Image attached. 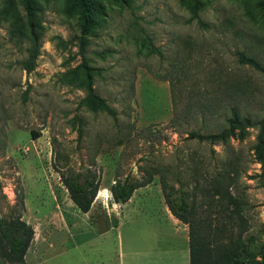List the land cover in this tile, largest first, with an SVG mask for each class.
<instances>
[{
	"label": "rangeland",
	"instance_id": "1",
	"mask_svg": "<svg viewBox=\"0 0 264 264\" xmlns=\"http://www.w3.org/2000/svg\"><path fill=\"white\" fill-rule=\"evenodd\" d=\"M90 2L96 23L81 37L73 0H0V217L19 212L41 237L39 258L53 256L47 264H188L187 232L165 212L161 174L210 227L241 232L250 254L264 252L258 128L227 140L239 158L230 191L243 207L231 221L226 204L203 191L224 166L225 146L187 138L225 126L230 107L264 118V72L237 57L264 68V0ZM83 63L115 117L81 102L73 76ZM146 170L157 171L152 182L120 212L111 185ZM87 171L109 198L95 196L84 213L61 176Z\"/></svg>",
	"mask_w": 264,
	"mask_h": 264
},
{
	"label": "trees",
	"instance_id": "2",
	"mask_svg": "<svg viewBox=\"0 0 264 264\" xmlns=\"http://www.w3.org/2000/svg\"><path fill=\"white\" fill-rule=\"evenodd\" d=\"M73 5L78 12L80 36L83 37L95 26L96 13L90 0H73ZM31 8L28 6L29 10ZM152 49L159 52L155 47ZM237 57L240 63L264 72V68L254 57L245 52H239ZM81 68L82 73L73 76L74 82L85 92L81 102L94 111H104L115 117V109L94 90L92 67L83 63ZM254 126L258 128V131L252 150L255 160L260 164L261 174L264 175V118L252 121L248 117H242L236 108L230 107L225 126L222 128L214 132L191 130L187 135L189 140L197 143H221L225 146V155L221 158L224 166L211 178L210 186L203 191L206 193L205 196L216 198L221 205L224 203L227 208L229 205L233 206L228 211L227 208L223 209V206L221 208V212L226 213L224 216L228 221L232 220L234 214L241 213L243 207L240 198L230 191L232 180L239 171V158L237 152L228 146L227 140L232 136H242L248 127ZM31 135L33 139L38 136L33 133ZM156 172V170L154 172L146 170L138 179L125 178L123 181H115L110 187L114 202L127 201L136 188L150 184L153 180L152 173ZM61 180L75 206L81 212H87L99 189L100 181L96 175L87 171L85 175L79 173L62 175ZM159 184L164 202L172 215L188 226L189 264H264V252L260 251L257 255L249 253V238H241V232L235 237L230 227H210L205 218L196 215L194 203L188 200L189 195L184 189L170 185L161 174ZM18 205L22 211L23 201L20 200ZM33 236V227L21 218L19 212L16 215L0 217L1 263L26 264L24 255Z\"/></svg>",
	"mask_w": 264,
	"mask_h": 264
},
{
	"label": "crops",
	"instance_id": "3",
	"mask_svg": "<svg viewBox=\"0 0 264 264\" xmlns=\"http://www.w3.org/2000/svg\"><path fill=\"white\" fill-rule=\"evenodd\" d=\"M148 185H150V184H147L146 186H143V187L136 188L133 191V193L130 196V198L127 201H125L124 203L121 204V207H119L120 212L123 211V208L128 207V204H133L134 203L133 196H134V194H136L138 192L139 189H141V188H145L146 189V188H148ZM110 196H111V192H110ZM162 197H163V195H162ZM100 200L102 202H104L106 199L105 200L104 199H100ZM162 201L164 202V199L163 198H162ZM113 204L114 205L116 204L114 202V200H113ZM164 205H165V212L167 213V215L169 217H172L175 220V222H179L180 224H182V226L185 228L186 232H188V226H187V224L181 222L175 216H173L172 213L170 212V210L168 209V207H167V205H166L165 202H164ZM187 237H188V235H187ZM40 240H41V237H36V232H35L34 233V238H33V240L31 242L29 248L27 249V251H26V253L24 255V260H25V263L26 264H44V263L47 264L48 261L53 257L52 255H49V256H46V257H44L42 259L39 258V255H38L39 253L38 252H39V248L41 247V244H42V242ZM46 240H48V235H47V239H45L44 241H46ZM49 245H50V243H49ZM33 247L36 248L35 251H34ZM49 247H51V246H49ZM40 251H41V249H40ZM64 251H66V248L60 250L59 253H58V255L61 254V253H63ZM188 254H189V249H188ZM30 255H31V260L29 261L28 260V256H30ZM160 262H161V264H164L163 261H160ZM0 264H2L1 263V259H0ZM166 264H173V259L170 258L166 262ZM188 264H189V257H188Z\"/></svg>",
	"mask_w": 264,
	"mask_h": 264
},
{
	"label": "bare ground",
	"instance_id": "4",
	"mask_svg": "<svg viewBox=\"0 0 264 264\" xmlns=\"http://www.w3.org/2000/svg\"><path fill=\"white\" fill-rule=\"evenodd\" d=\"M96 198H100V199H108L109 198V193H108V189L105 187V186H103V187H101V188H99L98 189V191H97V194H96ZM95 198V199H96ZM94 199V200H95ZM93 203V202H92ZM105 204V203H104ZM115 206V205H114ZM107 208V207H106ZM113 208V207H112ZM91 209V208H90ZM90 209L88 210V212L90 211ZM87 213V212H86Z\"/></svg>",
	"mask_w": 264,
	"mask_h": 264
}]
</instances>
